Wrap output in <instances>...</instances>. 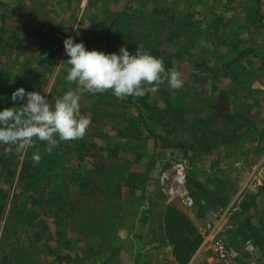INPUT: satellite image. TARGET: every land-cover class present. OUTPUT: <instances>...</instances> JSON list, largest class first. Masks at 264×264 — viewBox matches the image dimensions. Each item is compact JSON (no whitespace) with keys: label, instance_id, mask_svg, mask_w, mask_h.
<instances>
[{"label":"rangeland","instance_id":"374dc122","mask_svg":"<svg viewBox=\"0 0 264 264\" xmlns=\"http://www.w3.org/2000/svg\"><path fill=\"white\" fill-rule=\"evenodd\" d=\"M11 1L13 0H0V109L14 106L9 97L20 87L26 91H40L53 103L66 92V86L63 90L61 88L57 63L46 73L41 72L35 61L21 63L12 60L17 53L11 48H18L16 41H21L23 36L10 28L18 25V21H37L38 24L52 25L50 16L48 19L46 16L38 18L34 13H28L26 0ZM94 1L96 0H90L85 12L82 8L73 12L70 19L66 18L67 12H58L63 24L69 28L75 27L81 15L85 19L88 13L86 21L93 19L91 25L79 24L81 32L77 34L78 42H82L84 46L86 42H92L100 36L101 42L102 39L113 38L114 49L121 46L128 49L133 44V37H137L142 44L159 40L160 50L174 55L175 48H178L174 40L178 39V43L181 39L190 40L196 36L201 39L203 47L212 43L215 52H219L223 60L238 54L239 46L246 44L245 42L249 43L246 45L248 49L256 50L254 42L259 37L264 40V35L261 34L264 33V0L259 1L261 4L256 3L253 10L257 14H254L247 25H234L235 22L232 24L235 16L226 8L219 10L210 21L202 24L192 22L190 25H181L180 21H168L161 14L136 12L122 15L121 25H112L115 19L109 16H105L100 25L98 21H94L98 13L92 5ZM9 2L25 5H21L22 9L17 11ZM72 21H75L74 25H71ZM60 24L63 25L62 22ZM241 35H245L244 38ZM61 39L60 36V41ZM64 39L65 36L62 41ZM152 39L155 40L151 41ZM257 44L263 51V42L261 44L259 41ZM252 45L254 48H251ZM193 48L191 50L195 52ZM46 54H50L48 49ZM49 56L54 59L59 55ZM163 56L167 57L164 60L169 63L166 70L176 69L179 73L182 72L183 68L179 69L182 65L180 59ZM185 73H188V69ZM75 88L76 86L72 87ZM103 94L99 102H95L97 98H92L91 94H85L80 101L81 114L91 115V123L82 139L60 141L57 137V144L51 146L50 152L46 150L48 146L39 141L34 148L19 152L14 146L0 144V200L5 198L3 226L9 236L4 239L3 244L10 240L14 251L5 256L3 264H18L25 257L29 260L42 254H52L61 262L70 261L74 264H209L206 243L213 238H219L226 244L227 242L220 235L211 236L205 241L203 238L214 221L224 217L229 225L226 235L232 245H235L233 247L227 244L234 254L230 263L238 260L237 264H249L252 258L257 264L260 253L256 243L253 254H249L244 248V241L251 237L241 217V203L237 208H226L225 205L218 207L217 211H212L216 216H212L208 210L203 209L206 207L196 206L201 197H195L191 191L188 194L193 199V205L188 206L181 201L180 195L169 199L160 190L156 203L151 207L146 185L152 176L147 175L145 170L137 173L132 163L125 159V148L129 143L120 144L117 140L120 133L141 136L142 132L152 126L147 120L149 116L157 122L156 127L153 124L151 128L169 130L170 126L166 124L168 121L164 120L163 112L177 118L183 112L179 106L176 104L173 108L160 110L155 104L162 97L158 98V93L152 95L148 92L143 97H134V100L139 99L148 105L146 108L142 107L141 114L140 110L129 104V97L121 100L110 91ZM119 102L125 107L120 109ZM198 138L204 139L201 141L203 144L218 140L216 135ZM34 152L41 155L39 163L32 159ZM197 193L202 196L200 191ZM156 213L159 220H153ZM134 215H139V222L132 220ZM133 247L134 255L131 254ZM126 256L129 257L127 260Z\"/></svg>","mask_w":264,"mask_h":264},{"label":"crops","instance_id":"0c3cea01","mask_svg":"<svg viewBox=\"0 0 264 264\" xmlns=\"http://www.w3.org/2000/svg\"><path fill=\"white\" fill-rule=\"evenodd\" d=\"M259 1L261 0H96L92 5L98 10V13L93 9L90 10L96 13L94 21H98L100 25L104 22L105 16L115 19L112 25H121L122 15L136 12L149 15L161 14L168 21L178 20L182 23L181 25H190L207 23L214 17V14L220 12L219 10L226 8L235 16L232 24L235 22L234 25H244L256 13L253 9L256 8V3ZM11 2L9 4L14 5L17 11L22 9L21 5L24 4ZM89 3L90 0H26L28 13H34V16H39L38 18L46 16L48 19L50 16L52 25L38 24L37 21L30 23L18 21V25L10 26L12 30L26 37L24 40L22 37L21 41H16L18 48H11L17 53L12 60L21 61V63L35 61V65L41 72L46 73L50 72L52 65L56 62L60 71L58 76L61 78L62 90L64 86H66V92L72 89L76 85L70 84L65 79L68 65L66 62L61 64L68 59L62 39L64 36L65 38L71 36L74 42H78L77 34L81 32L79 24L91 25L93 19L86 21L88 13L85 15V19L81 15L76 23L72 21L71 25L75 23V27L69 28L63 24L64 21H61L58 12H67L66 18L70 19L71 14L80 8L85 12ZM259 3L261 4V2ZM119 16L120 20H118ZM54 22L56 25H53ZM45 30L47 32L44 33ZM258 30L260 31V29ZM261 34L264 35V33ZM60 36L62 37L61 41ZM244 36L241 35V38ZM136 38L133 37V43H140ZM110 39L108 41L102 39L103 42H101L99 36L92 42H86L85 48L108 53L107 46ZM177 40H174V43L178 44L174 55L169 52L164 54L172 59H180L182 65L179 69L183 68L182 72L179 73L176 69L174 71L183 81V86L173 90L165 82L154 94L158 93V98L162 97V100H158L155 104L160 110L165 111L178 105L179 109L183 111L182 114L176 118L168 112H163V118L168 121L166 124L168 123L170 126V129L166 128L165 131L151 128L154 126L153 124L156 127L157 122L149 116L147 120L152 126L142 132L141 136H128L120 133L117 140L120 141V144L129 143L125 148V159L132 163L136 172L145 170L147 175L152 176L146 185V189L150 193L151 207L156 203L159 191H162L163 183L160 177L164 174L168 175L165 182L170 183L176 170V164L179 162L186 169L187 192L191 191L195 197H201L200 203L196 206H204L206 208L203 209L210 212L217 211L218 207L221 208L223 205L226 208H237L241 203L243 223L249 230V236L256 243L260 253L257 264H264V49L261 51L257 44L259 41L264 44V40L262 41L259 37L257 42L252 41L257 45L256 50L248 49L246 45L249 43L245 42L246 44L239 46L240 49L237 48L238 54L230 55L223 60L220 53L215 52L216 49L212 43L203 47L199 37L195 36L190 40L186 38L184 41L181 39L178 43ZM112 41L114 43L113 39ZM242 43L244 42L242 41ZM253 46L249 47L254 48ZM192 48L195 52L191 50ZM47 49L51 55L58 54L59 56L51 59L50 54H46ZM118 49L119 47L112 52H118ZM206 50L214 52L208 53L205 52ZM216 61L219 63L216 64ZM164 66L168 69L169 63L164 62ZM187 69L188 73L184 74ZM151 93L153 95V92ZM94 95L92 98H97L95 102H99L104 94ZM118 105L120 109L124 108L122 102H119ZM129 120L131 121V119ZM147 120L145 118L146 122ZM211 135L218 137L217 142L203 144L201 141L204 139L198 138H208ZM197 191H200L202 196H198ZM236 191L238 192L236 193ZM4 199L0 200V263L2 264L5 261V256L14 252L10 240L7 244H3L4 239L9 237L3 226ZM162 202L165 203L163 199ZM149 207L147 206V208ZM191 214L193 215L192 211ZM138 218L139 215H134L132 220L135 222L138 221ZM156 219H160L157 213L153 216V220ZM229 224L232 225L230 222ZM228 226L226 217L215 220L207 231L208 234L204 236V241L211 236H221L227 244L232 245L226 235ZM233 243L235 244V241ZM208 247L209 245L206 243L205 249ZM131 250V254L134 255L135 247ZM127 258L129 257L126 256V260ZM121 259L123 263V256ZM250 260L249 264H256L254 259ZM237 263L238 260H235L230 264ZM18 264L74 263L61 262L52 254H46V256L42 254L29 260L28 257H25ZM241 264L246 263L242 262Z\"/></svg>","mask_w":264,"mask_h":264},{"label":"clouds","instance_id":"9594fccd","mask_svg":"<svg viewBox=\"0 0 264 264\" xmlns=\"http://www.w3.org/2000/svg\"><path fill=\"white\" fill-rule=\"evenodd\" d=\"M62 43L68 57L61 63L68 65L65 79L76 88L63 93L53 103L40 91L15 89L9 97L14 106L0 109V144L14 146L19 152L34 148L39 141L50 152L51 146L57 144V137L60 141H71L85 136L91 123V115H82L80 111L85 94L110 91L123 100L155 93L165 82L173 90L183 86L178 73L166 70L161 58L139 47L131 53L124 46L118 52L105 53L87 50L71 36ZM32 159L39 163V152H34Z\"/></svg>","mask_w":264,"mask_h":264},{"label":"built area","instance_id":"2783aa9c","mask_svg":"<svg viewBox=\"0 0 264 264\" xmlns=\"http://www.w3.org/2000/svg\"><path fill=\"white\" fill-rule=\"evenodd\" d=\"M168 175L164 174L160 178L162 180V191L166 194L167 198H172L174 196H181V201L185 205H193V199L188 194L186 190L187 174L184 165L179 162L176 164V170L172 177L170 183L165 182ZM168 184V185H167ZM212 216H216V213L210 211ZM209 247L206 252L209 253L207 257V262L209 264H229L234 254L231 249L219 238H213L208 242ZM244 248L249 254L255 252V244L251 239H246L244 241Z\"/></svg>","mask_w":264,"mask_h":264},{"label":"trees","instance_id":"16d2710c","mask_svg":"<svg viewBox=\"0 0 264 264\" xmlns=\"http://www.w3.org/2000/svg\"><path fill=\"white\" fill-rule=\"evenodd\" d=\"M111 38V37H110ZM112 39L113 38H111L110 39V42H108V46H107V48H108V53H111L112 51H113V49H114V46H115V43H113V41H112ZM106 40L108 41L109 40V38H106ZM155 39H152L151 41H154ZM148 41H150V40H148ZM141 43V42H140ZM140 43H137V42H135V43H133L131 46H130V48H129V51H130V53L131 52H134L135 51V49H136V47H139V48H141V49H143V50H146V51H148L151 55H153V56H155V57H157V58H161L162 60H164L165 58H167V57H165V56H163V54L165 53L164 51H161L160 50V48H159V46L158 45H160V41L159 40H155V42L154 43H151V42H144V44H142L141 43V45H139ZM165 55V54H164ZM165 57V58H164ZM164 62L166 63V64H168L167 63V61H165L164 60ZM129 104L131 105V106H134L135 108H137L138 110H140L141 111V109H142V107H144V108H146V107H148V105L145 103V102H141L139 99H135L134 100V97H132V96H129ZM124 106V105H123ZM125 107V106H124ZM141 114H143L142 113V111H141ZM145 119V118H144ZM135 135H137V134H135ZM52 169V168H51ZM51 169H48V170H51Z\"/></svg>","mask_w":264,"mask_h":264}]
</instances>
